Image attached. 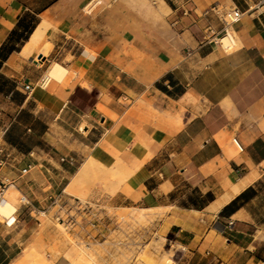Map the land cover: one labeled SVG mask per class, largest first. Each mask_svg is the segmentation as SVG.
Wrapping results in <instances>:
<instances>
[{
  "label": "crops",
  "instance_id": "obj_1",
  "mask_svg": "<svg viewBox=\"0 0 264 264\" xmlns=\"http://www.w3.org/2000/svg\"><path fill=\"white\" fill-rule=\"evenodd\" d=\"M89 1L0 0L1 145L34 159L30 174L9 176L37 203L0 221V264L75 263L56 216L79 199L66 187L90 157L125 173L113 192V178H100L90 199L162 215L176 264H264V4L101 0L87 11ZM213 4L221 11L206 13ZM236 6L244 13L225 50L221 12ZM55 61L68 70L46 82ZM80 90L90 94L82 107ZM23 112L38 134L28 147L5 138Z\"/></svg>",
  "mask_w": 264,
  "mask_h": 264
},
{
  "label": "rangeland",
  "instance_id": "obj_2",
  "mask_svg": "<svg viewBox=\"0 0 264 264\" xmlns=\"http://www.w3.org/2000/svg\"><path fill=\"white\" fill-rule=\"evenodd\" d=\"M35 60L38 62V56H36ZM1 82L2 79L0 78ZM77 98L78 107L86 106L88 105L90 94L84 90H80ZM78 107H76L77 112H80ZM31 121L32 119L29 115L23 112L20 123L16 122L13 130H9L5 138L14 143L20 142L23 147L35 145L38 143V134L34 133V130L28 129L32 127L29 124ZM4 122H8V117L0 121V126ZM80 125V130L84 131L85 123ZM2 139V136H0V144H2ZM9 151L11 152L10 160L13 165L8 167L6 173L2 169L0 176L6 174L22 178L30 174L31 172L21 175L19 169L22 164L31 162L34 159L31 160L28 156H24V154H20L18 151H13L11 148H9ZM95 164L99 163L94 157H90L76 174L72 183L68 185L66 192L70 195L72 194V196H78L82 204L87 203L90 206L89 209L86 208L89 212L80 210L83 212L79 213V210L72 209L71 213L74 214V217L84 224L82 218L88 216V218H92L98 223L97 227L93 228L90 225V229L86 232L87 234L81 236L78 234L79 231L77 230L79 227L77 225L70 231L65 225L59 224L58 221L56 222L67 240L76 244L79 248V256L76 258L74 264H166V260H169L170 264H176L175 257L178 251L174 246V235L165 233L160 229L159 223L162 215L159 217L151 209L115 207L102 201L95 202L90 199V194L97 187L100 178H104L107 174L113 178L112 189H107L109 192H113L121 183L119 180L125 178V173L119 171L117 168L104 169L101 165H98L96 168L94 167ZM91 170L92 172L88 173ZM13 184V182L9 184L7 196L9 200L16 204L18 209L21 206L19 198L22 191ZM24 193L27 194L26 192ZM27 196L31 204L24 210L23 215H29V209H34L37 206V203L28 194ZM50 201L51 199L49 198ZM70 203L76 205L75 199H71ZM13 218L5 219L0 214V221L13 220Z\"/></svg>",
  "mask_w": 264,
  "mask_h": 264
},
{
  "label": "built area",
  "instance_id": "obj_3",
  "mask_svg": "<svg viewBox=\"0 0 264 264\" xmlns=\"http://www.w3.org/2000/svg\"><path fill=\"white\" fill-rule=\"evenodd\" d=\"M257 4H264V0H256ZM101 3V0H90L86 5H85V9L87 11H92L96 6H98ZM210 10L218 12L221 11L219 6L217 4H213L209 10L206 11V13H208ZM244 11L239 8V7H233L230 8L227 11H222L221 12V19L223 20L224 23V29L222 31V33L218 36V38L216 39V42L219 43L221 45V38L224 37L225 35L231 33V27L235 22H238L239 20H241L242 16H243ZM234 42H232L229 46L225 47V50H229L233 47ZM32 86L31 84L27 83L24 85V90L27 94H29L32 91ZM10 156H11V152L9 151L8 148H6L4 145L0 144V171L9 163H11L10 160ZM62 160H66L65 157H62ZM35 167V164L33 162H28L25 165H23L20 168V173L21 175H25L29 172H31V170ZM13 181L11 180L10 176L7 175H2V177L0 176V206H3L7 203L8 201V196H7V191H8V187L9 184L12 183ZM49 198L51 199V201L53 202V204H59L61 203V199L59 195H50ZM20 205L21 206H29L31 204V201L29 199V197L27 196V194L21 192L20 195ZM76 201V205L74 203L71 204V209H76L79 210V213L84 212H89L87 211L90 206L86 204H82V202L80 201V199H75ZM78 205V206H77ZM88 208V209H86ZM18 210V209H17ZM16 210V211H17ZM83 210V211H80ZM15 211V212H16ZM17 217L14 214V218L13 220H6V222L8 224H13L16 221ZM56 219L65 225L66 228L71 229L73 228L75 225H77L80 228H84L85 224H89L91 225L93 228L97 227V222L95 220H93L92 218H88V216H84L82 219L84 221V224L81 223V221H79L76 217H74V214L71 213V210H64L62 213L57 214Z\"/></svg>",
  "mask_w": 264,
  "mask_h": 264
},
{
  "label": "bare ground",
  "instance_id": "obj_4",
  "mask_svg": "<svg viewBox=\"0 0 264 264\" xmlns=\"http://www.w3.org/2000/svg\"><path fill=\"white\" fill-rule=\"evenodd\" d=\"M40 33H42V32H40L38 29L35 31V33L32 35V38L30 40L31 44H37L38 43V41L40 40ZM231 33H229V34H227V35H225L224 37L221 38V46L222 47L225 48V47L229 46L234 41V36ZM67 70L68 69L65 66H63L61 63L55 61L52 64V66H51V68H50V70L48 72V76L46 78V82H47L48 79H50V77H55V78L61 79L65 75ZM123 180L124 179H120L119 181L122 182ZM69 188H71V187L69 186ZM66 189H67V187H66ZM237 189H240V188L237 187L234 190H237ZM16 210H17L16 204L13 201L9 200V198H8V201H7V203L5 205L0 206V214L5 216V217H9L10 218L15 213ZM167 263L170 264V261L166 260V264Z\"/></svg>",
  "mask_w": 264,
  "mask_h": 264
},
{
  "label": "trees",
  "instance_id": "obj_5",
  "mask_svg": "<svg viewBox=\"0 0 264 264\" xmlns=\"http://www.w3.org/2000/svg\"><path fill=\"white\" fill-rule=\"evenodd\" d=\"M0 78L2 79V82L0 83V89L6 90L7 88L6 85L8 84L9 80L4 76H0ZM252 193L253 190L251 188L242 192L238 197H236L228 205L225 206V208L222 211V214H230L231 212L235 211L240 205V200L247 199L250 195H252Z\"/></svg>",
  "mask_w": 264,
  "mask_h": 264
}]
</instances>
